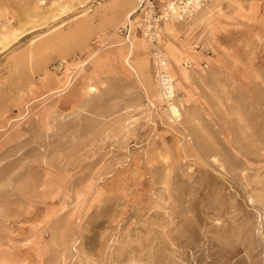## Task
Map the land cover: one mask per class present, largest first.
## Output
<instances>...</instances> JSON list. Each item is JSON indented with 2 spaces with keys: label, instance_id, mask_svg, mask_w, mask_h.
Instances as JSON below:
<instances>
[{
  "label": "rangeland",
  "instance_id": "374dc122",
  "mask_svg": "<svg viewBox=\"0 0 264 264\" xmlns=\"http://www.w3.org/2000/svg\"><path fill=\"white\" fill-rule=\"evenodd\" d=\"M135 6L0 0V264H264V0L164 25L169 99Z\"/></svg>",
  "mask_w": 264,
  "mask_h": 264
},
{
  "label": "built area",
  "instance_id": "2783aa9c",
  "mask_svg": "<svg viewBox=\"0 0 264 264\" xmlns=\"http://www.w3.org/2000/svg\"><path fill=\"white\" fill-rule=\"evenodd\" d=\"M134 1L135 8L121 21L115 34L123 42H128L132 37H139L144 41L154 69L160 97L173 98L176 91L170 71V61L165 50L164 25L167 22L191 18L206 7L208 0Z\"/></svg>",
  "mask_w": 264,
  "mask_h": 264
},
{
  "label": "crops",
  "instance_id": "0c3cea01",
  "mask_svg": "<svg viewBox=\"0 0 264 264\" xmlns=\"http://www.w3.org/2000/svg\"><path fill=\"white\" fill-rule=\"evenodd\" d=\"M164 31H165V38H166V41L167 42H171V41H169V39H172L173 37H174V35H173V33H169V32H167L166 30H165V28H164ZM137 41V40H136ZM166 42V43H167ZM123 47H126L127 49H128V46H127V44L125 45L124 44V46ZM134 47V46H133ZM132 50H133V48H132ZM128 51H129V49H128ZM129 53V52H128ZM132 53V51L130 52V54ZM184 57H186V58H193V56H191L190 54H187V53H184V55H183Z\"/></svg>",
  "mask_w": 264,
  "mask_h": 264
},
{
  "label": "bare ground",
  "instance_id": "6f19581e",
  "mask_svg": "<svg viewBox=\"0 0 264 264\" xmlns=\"http://www.w3.org/2000/svg\"><path fill=\"white\" fill-rule=\"evenodd\" d=\"M129 14H130V13H129ZM129 14H128V15H129ZM173 23H174V22H173ZM170 27L172 28V27H173V24H170ZM130 45H132V44L130 43ZM30 53H31V52H30ZM172 86H173V85H172Z\"/></svg>",
  "mask_w": 264,
  "mask_h": 264
}]
</instances>
